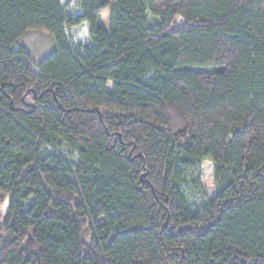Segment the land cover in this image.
<instances>
[{"label": "trees", "instance_id": "obj_1", "mask_svg": "<svg viewBox=\"0 0 264 264\" xmlns=\"http://www.w3.org/2000/svg\"><path fill=\"white\" fill-rule=\"evenodd\" d=\"M79 4L0 0V264H264V0Z\"/></svg>", "mask_w": 264, "mask_h": 264}, {"label": "rangeland", "instance_id": "obj_2", "mask_svg": "<svg viewBox=\"0 0 264 264\" xmlns=\"http://www.w3.org/2000/svg\"><path fill=\"white\" fill-rule=\"evenodd\" d=\"M67 14H76L80 12L79 0H61ZM110 13L102 16L104 27H109ZM150 24L157 22L150 12H148ZM66 33L70 43L76 47L80 43H89L91 35L86 23L78 26L66 25ZM14 48L27 50L35 64H38L42 59L48 56L55 48V40L53 34L44 29H30L17 41ZM37 67V66H36ZM215 164L210 159H203L201 163L189 174L188 191L190 201L192 203L202 205L206 200L213 198L216 195L217 184L215 178ZM9 199H6L3 205L0 206V211H5Z\"/></svg>", "mask_w": 264, "mask_h": 264}, {"label": "crops", "instance_id": "obj_3", "mask_svg": "<svg viewBox=\"0 0 264 264\" xmlns=\"http://www.w3.org/2000/svg\"><path fill=\"white\" fill-rule=\"evenodd\" d=\"M86 25L88 26V24L86 23Z\"/></svg>", "mask_w": 264, "mask_h": 264}]
</instances>
